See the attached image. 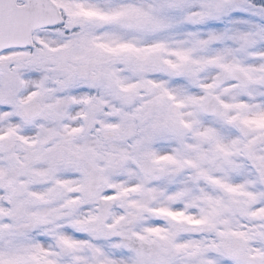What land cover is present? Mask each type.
I'll return each instance as SVG.
<instances>
[{"label": "snow or ice", "instance_id": "6c2138e0", "mask_svg": "<svg viewBox=\"0 0 264 264\" xmlns=\"http://www.w3.org/2000/svg\"><path fill=\"white\" fill-rule=\"evenodd\" d=\"M0 264H264V0H0Z\"/></svg>", "mask_w": 264, "mask_h": 264}]
</instances>
